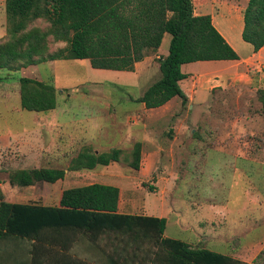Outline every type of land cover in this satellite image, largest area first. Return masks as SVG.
I'll return each mask as SVG.
<instances>
[{"label": "rangeland", "instance_id": "obj_1", "mask_svg": "<svg viewBox=\"0 0 264 264\" xmlns=\"http://www.w3.org/2000/svg\"><path fill=\"white\" fill-rule=\"evenodd\" d=\"M229 1L239 7L247 3V0ZM239 23L237 18L234 23V37L230 40L237 49L235 51L241 57H245L251 51V45L241 38V33L238 34ZM49 28L50 22L45 18L32 19L26 26V30L37 29L40 33L48 31ZM9 39L5 0H0V43ZM169 41L170 35L166 34L165 42L161 46L162 50H168ZM65 46L64 41H55L52 35H48L45 53L56 52ZM148 52L153 53L150 50ZM157 59L154 57L155 62ZM230 67L233 70L231 76L225 79L219 78V82H210V85L215 86L207 88L206 97L201 106L193 105L189 108L188 103L182 104L179 97L172 98L169 105L171 113L167 112L166 116L163 114L157 120L161 127L165 125L168 127V130L164 129L159 136L162 145L166 147L161 150L162 158L160 161H147L140 156L139 169L131 167L136 142L122 140L126 138L123 132L129 127L121 124L118 128L116 123L122 121L125 116H134L140 104L121 97L139 96L145 84L156 80L155 75L147 81L148 83H136L134 79L118 74L116 70L93 68L88 59L53 60L28 66L20 65L18 69L0 68V188L3 200L12 203L57 205L55 194L51 196L52 190L49 188L51 186L45 182L40 181L30 186L19 187L9 183V176L15 170L23 168L53 167L69 170L71 162L68 161L69 156L66 157V161L60 160L61 157L58 161L52 158L58 155L56 151L63 145L64 152L72 158L83 149L98 154L110 152L112 147L119 148V160L116 163L110 162L112 164L105 173L118 175L120 177L118 179L124 183L127 182L128 193L133 200L140 203L142 195L136 191L131 192L135 181L121 176V172L133 176L138 175L142 170L148 174L149 180H136L137 187L148 186L156 176L167 182L173 175L171 172H174L176 167L179 171L184 161H209V174H212L213 180L209 181L207 178L208 181H203V189L206 187L207 190L218 195L220 200H227L229 192L235 189L234 182L243 183L245 180L241 176L247 172L244 174L241 172L245 169L250 170V182L256 187V194L260 195L261 199L262 196L264 197V119L260 95L264 89V47L250 58L232 62ZM158 74L160 76L159 71ZM22 76L52 84L56 91V107L42 112L22 109L19 96V78ZM109 96L112 101H105ZM109 112H111L110 115L107 114ZM113 115L115 123L112 126L113 122L109 120ZM87 118L92 119L88 120L89 122L98 124L94 127L87 125V121L82 120ZM26 131L33 132L34 137H25ZM132 133L137 138L142 136V132L137 128H134ZM79 146L82 147L79 149ZM46 154L50 157L47 158ZM171 161H179L178 166H171ZM230 162L240 169L234 180L229 167ZM95 167L71 169L80 171L79 174L69 170V185L94 183L98 180V176H95L98 170ZM93 169L95 171H92ZM263 204L264 200L260 202V206H257L254 215L255 224L253 219H250L247 222L250 224L249 231H245L241 236L244 250H250L249 247H245L248 239H253L256 243L248 253L249 255H240L238 258L247 264H264V213L258 211ZM132 211L136 213L139 210ZM184 211L188 213L186 209ZM174 220L176 219L169 215L165 229L166 235L184 238L186 235L178 232L180 228ZM244 220L245 216H241L240 222ZM236 230L243 233L242 228H236ZM72 235L73 238L66 241ZM98 236L102 237L103 244L97 240L96 245L89 246L78 242L80 245L73 249L74 254L84 257L80 260V264H150L154 255L165 252L164 247L160 246L154 237L138 238L137 243H134L127 241V236L116 237L104 232L93 234L75 229L62 230L58 235L57 233L46 234V239L43 241L6 236L0 240V252L7 255L6 249L26 246V242L32 245H44V248L40 247L36 251H22L21 258L34 256L35 261L36 255L39 260V255L42 254L43 264H58L59 254L69 252L72 244H75L78 239L85 237L91 242V238L95 240ZM14 238L17 239L13 240ZM218 238L223 239L222 236ZM49 239H54V242H48ZM64 243L67 245L66 248L61 246ZM235 243L234 239L228 242L229 251ZM216 246L209 248L230 255L226 244L219 242ZM122 248H124L123 253L119 252ZM99 253H102V257L105 256V258L99 257ZM258 254L260 255L258 260L252 263ZM6 258L0 256V264H8L10 258L5 262ZM28 262L33 263L32 258H29ZM34 264L37 263L34 262Z\"/></svg>", "mask_w": 264, "mask_h": 264}, {"label": "trees", "instance_id": "obj_2", "mask_svg": "<svg viewBox=\"0 0 264 264\" xmlns=\"http://www.w3.org/2000/svg\"><path fill=\"white\" fill-rule=\"evenodd\" d=\"M5 14L10 39L0 43V68L7 69L53 60L88 59L96 69L133 71L135 63L147 51H156L163 34L168 33V53L157 59L160 76L135 99L145 108L159 107L175 96L182 104L187 103L179 85L186 77L182 64L239 59L213 26L211 16L194 14L192 0H5ZM36 18L50 22L48 31L26 30L28 22ZM242 22L241 38L252 46L253 52L258 51L264 46V0H247ZM48 35L55 41H64L66 46L45 53ZM19 82L22 109L42 112L56 107L52 84L26 76L20 77ZM260 100L264 119V89ZM140 150L136 143L131 162L134 169H139ZM119 152V148L98 154L83 149L71 159L68 169L108 165L119 160ZM64 175L63 168H24L10 174L9 183L26 187L40 181L52 183ZM118 198L117 187L91 183L66 188L57 206H44L7 202L0 188V240L12 235L43 241L46 234L75 229L127 236V241L134 243L138 238L154 237L165 252L154 255L150 264H247L181 239L164 237V217L119 213ZM119 252L123 253L124 248ZM258 257L259 254L252 263Z\"/></svg>", "mask_w": 264, "mask_h": 264}, {"label": "crops", "instance_id": "obj_3", "mask_svg": "<svg viewBox=\"0 0 264 264\" xmlns=\"http://www.w3.org/2000/svg\"><path fill=\"white\" fill-rule=\"evenodd\" d=\"M192 3L194 14H209L211 16V22L213 26L232 46V48L237 50L230 38L233 39L234 37V23L237 18H239L240 22L238 34L242 31V12L245 6H236L229 0H196L195 2L192 0ZM215 5H217V7H215ZM166 34L168 33L163 34L161 43L157 50L153 51V53L147 51L144 58L135 63L133 71L116 70L117 73L134 79L136 83H145L151 79L153 75H155L156 79H158L159 64L157 61H154V57L159 58L167 55L168 50H162L161 47L162 43L165 42ZM262 48L256 52H253L251 46V51L245 57H241L239 53L236 52L239 56V59L236 60H199L182 64L181 71L186 74V77L179 81V85L187 96L188 107L191 108L193 105L201 106L202 102L205 100L207 88L209 86H215L210 85V82H219V78L225 79L233 74V70L230 67L232 62L240 61L244 58H250L260 52ZM154 81L155 80H152L149 83L147 82L148 84H145L146 86H144L143 89L145 90ZM139 96L131 97L129 95H125L121 98L127 101L129 100L138 102L135 99ZM171 100L172 98L165 104L155 108H145L142 102H138L140 104L136 109L139 112H134L135 115L132 117L125 116L123 117L122 121L120 120L118 123H116L118 128L121 124H124L125 126L127 125L129 127V129L123 132L126 134V138L125 135H123L125 139L122 140H133V142L139 143L141 148L140 156L147 161H160L162 158L161 150L166 148L162 145L161 138H159V136L163 133L164 129L167 131L168 127L167 125L161 127L157 120L161 118L163 114L166 116L167 112L171 113V110H169ZM105 101H112L111 96L107 97ZM113 112H115L114 109ZM107 114L110 115L111 112ZM82 120H86L87 125L93 127L98 124L96 122L91 123L92 121L89 122L88 120H92L90 118ZM110 121L113 122V126L115 123L114 115L111 116L109 122ZM170 124H168V126ZM134 128H137L142 132L141 137L137 138L132 133ZM25 134V137H34L33 132L31 131H26ZM154 134L156 136H153ZM63 146L60 147L58 151H56V154L58 155H52V158L58 161V158L61 157L59 158L60 160L66 161V157L69 156L70 159L68 161H71L72 156L64 152ZM81 147L82 146H79V149ZM45 156L47 158L50 157L49 154H46ZM31 158L33 159L34 157L31 155ZM208 163L209 161H184L183 167L178 171L176 166H178L179 161H171V166L175 165L176 167V170L171 172L173 174L171 175V179L165 182L163 179H161V177L156 176L152 181L149 182L150 185H142L140 187H137L138 183L136 184V180L148 181L149 179L147 177V173H144L141 170L139 171L138 175L128 176L126 173L121 172V176L129 177L135 181L133 190L131 192L136 191L142 195L141 203L139 201L133 200V198L130 196L128 193L129 191L126 189L127 182L124 183L118 179L120 178L118 175H108L105 173L107 168H109L110 164L112 163H109L108 165H97L95 167V169L98 171L94 173L95 176H98V180H96L94 183L112 185L118 188L119 198L117 203V211L119 213L164 217L166 219V225L168 223V217L171 215V218L173 217V219H176L174 220V223L180 228L178 232L186 235L184 238H181V240L196 247L206 248L209 250L211 249L209 247H217L216 245H219V242H221L226 244L228 254L236 258H240V255H249L248 253L251 252L252 247L256 244L255 240L248 239L249 241L245 242V247H249L250 250H244L243 242H241V236L244 235L245 231H249L250 224L247 222H249L250 219H253V224H255L256 220L254 215L257 211V206H260V202L264 200V197L262 196L260 199V195L256 194V187H254V185H252L250 182V170L245 169L246 171L243 170V172H241L242 174L247 172V174L241 176L243 179H245L243 180V183L236 184L234 182L233 188L235 187V189L229 192L228 199L220 200L218 195L210 190H207L206 187L203 189V181L206 182L208 180H213L212 174H209ZM229 167L232 170V176L234 180L237 178V173L240 172V169L236 166V164L231 162L229 163ZM95 169L92 171H95ZM64 170L65 175L63 179H59L52 183L45 182V184L51 186L49 187L52 190L51 196L55 194L57 205L59 204V199L64 189L87 185H69V170L65 168ZM70 171H73L74 174L80 173L78 170ZM203 176L204 179H202ZM63 182L66 185H64ZM61 188H63L62 191ZM133 209H138L139 211L135 213L132 211ZM185 209L188 213H185ZM258 211H260V213H264V204L261 209L258 208ZM225 214L226 216H224ZM241 216H245V220L242 223L240 222ZM246 216H248L247 219ZM236 228H242L243 233H241L240 230H236ZM163 236L169 237L166 235L165 230ZM220 236H222L223 239L219 240L218 237ZM72 238L73 235L66 241H70ZM84 238L85 237L78 239L75 244L73 243V246L70 248L69 252L60 253V260L58 261V264H80V260L84 257H80L79 255H76L72 252L77 245H80L78 242H81L84 246H89L91 244L96 245L95 242L97 241L101 244L104 242L101 236H98L95 240L91 238V242L86 238L84 240ZM170 238H176V236ZM16 239L17 238H14L13 240ZM231 239L236 240V243L230 248L229 251L230 245H228V242ZM28 243L29 242H26V246L24 245L25 247H10L5 250L8 252L7 255H4L3 252H0V256L7 257L5 262L8 258H10L8 264H16V262H18V264H34V262L37 264H43L44 257L42 258V254L39 255V260L37 259L36 255L35 261L34 256L21 258L23 256L22 251H36L40 247H45L44 245H32L30 243L27 245ZM220 253L227 254L225 252ZM98 256L102 259L105 258V256L102 257V253H99ZM29 258H32L33 263L28 262ZM90 258L92 259V257Z\"/></svg>", "mask_w": 264, "mask_h": 264}]
</instances>
